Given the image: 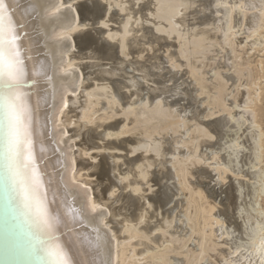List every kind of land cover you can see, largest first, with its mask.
<instances>
[{
    "label": "bare ground",
    "instance_id": "obj_1",
    "mask_svg": "<svg viewBox=\"0 0 264 264\" xmlns=\"http://www.w3.org/2000/svg\"><path fill=\"white\" fill-rule=\"evenodd\" d=\"M82 1L31 0V3L38 7L32 19L26 22L27 36L23 41L25 55L30 57L27 62L30 75L26 90L29 92L32 109L34 152L44 186L48 191V201L51 203L54 198L56 200V203L51 204L53 215L61 214L62 217L57 232L62 243L72 249L76 260L87 261L89 264L94 259H110L111 264H200L203 261L207 262L206 253L217 250L221 242L227 247L222 264H264V206L262 205L264 132L260 125L261 110L255 109L262 88L259 86L254 93L245 90L246 93L241 101L232 99V89L238 87V84L245 80H243L245 76L242 75L244 71L241 68L237 69V74L230 72L233 61L231 56L235 53L234 46L238 37H243L239 44L241 49L249 47V51H254L262 48L261 52L264 51V37L261 34L264 30V0H196L195 2L149 0L142 6L140 15L138 10L130 12L124 8L121 5L122 2L124 3L123 0H114L115 2L93 0L92 4L89 3L90 6ZM25 3L27 4L28 0H25ZM198 6L200 9L203 8L199 11ZM113 7H118L121 12L128 11L125 15H119L123 20H120L119 24L122 25L117 31L99 28L95 33L93 30V33L91 32L87 37L84 32L73 31L83 24L92 25L93 22L96 27L106 25L110 22ZM101 10L103 16L98 19ZM146 11L149 12L148 15ZM205 11L210 17L206 14L201 16ZM192 12L195 19H200L201 22L191 26L187 16L190 17ZM132 15H139L134 19L137 20L136 23L147 20L148 24L151 22L148 17L154 18L152 20L154 26L148 24L152 27L145 29L147 34L142 39L128 37L135 31ZM183 16L185 18H182ZM177 24H179L178 28ZM199 24L210 25L214 33L197 30ZM117 37H119L117 43L111 45L110 41ZM169 40H174V43H169ZM140 41L149 46L158 42L160 44L161 41L165 42L166 63L169 65V71L176 77V82L177 75L180 79V69L184 66L188 67L185 68L187 70L185 74L189 82L181 78L183 83H177V86L181 91L182 84L193 87L187 88L190 93L189 108L185 106V110L180 111L174 103L157 105L151 102L149 97L146 98L147 96L144 105L132 102L120 103L119 98L127 97L129 89L139 87L140 82L137 81L138 85L133 86L132 81L137 78L135 76L132 78L130 75L131 78L128 80L124 66L119 68V62V67L116 68L123 69L124 72L121 74L117 69L119 74L115 73L116 71L110 72L111 77L108 76L109 74L108 77L106 76L109 71L106 74L103 72L105 80H110V83L100 85L98 81L99 85L87 86L86 82L89 80L85 71L88 69L87 64L85 66V63L79 61L76 49L82 54L84 52V55L91 56L92 45L95 44L96 47L103 48L104 60L118 61L120 55L127 57L128 47L132 48V53H142L143 49L134 47ZM216 49L219 53L215 56L219 61L213 59L215 61L211 64L209 72L219 76L218 79H221L223 84L216 85L212 102L208 105L215 108V111L210 109V112L220 111L219 115H223L219 118L218 127L211 128V133L205 128L198 127L197 123L188 125L185 122V115L188 109H194L198 105L196 93L199 95L205 93L204 78L206 77L203 78L201 65L194 64V61L198 57L202 60L208 59L209 54ZM170 58L176 61L174 66L170 63ZM213 60L211 58V61ZM215 63H219L220 67ZM259 63L262 66L263 62ZM160 64L161 62L156 65ZM95 65L91 66L95 68ZM33 72L36 74L32 75ZM143 72L147 73V69H143ZM154 72L157 76L165 75L163 72ZM113 96L117 97L116 100H113ZM82 97L83 100L85 99L83 101L85 104L81 103ZM92 97L95 99H90ZM97 105L99 107L94 108ZM137 107H140L139 115L143 120L141 137H135L136 140L120 138L131 131L126 122L128 119L130 121V116L135 114ZM77 108H80V112H76ZM99 112H103L102 116L104 115L102 122L94 125L95 127L90 126L95 123V114ZM72 113H75V116H71ZM119 114L124 115L127 121H111ZM131 120L132 123L137 122L136 118ZM83 128H87L86 132L82 131ZM161 132L166 134L164 138L166 143L164 139L163 142H154L155 139L152 138L160 135ZM192 132L197 134L196 137L194 136L195 140H188L193 143V149L186 146L187 152L183 153L180 147L181 145L184 147L187 138L192 137ZM212 134H217L221 138L218 143L216 141L217 147L211 149L206 147L205 152L200 151L198 138H213ZM169 136L170 138H167ZM157 137L156 141H158ZM81 138L84 143L79 141ZM99 141H103V144ZM95 149L108 152L126 151L134 155L144 149L145 153L150 154L152 151L153 155L129 158L112 153L107 156L109 158L101 159L100 164H95L96 162L85 164V156L92 155L95 158L100 156L97 155L98 153H90ZM117 158L124 160L118 163L115 162ZM145 160L149 166L158 168L154 169L151 177L148 176V182H153L158 188L151 197L150 194L148 196L143 194L146 175L151 173L147 171L145 176L141 175V163L143 166ZM153 161H155L154 165ZM188 161L193 165L197 164L200 169L203 165L206 164L207 167L210 164L211 168L208 167V171L216 179H214L215 185L229 184L227 207H223V204L218 202L221 199L215 200L216 197H213L214 200L208 199L205 191L199 189V186L198 190L190 189L188 181L189 186L186 183ZM92 177H97V180ZM137 188L140 189L139 193L136 192ZM113 191L116 193L115 196L111 195ZM186 191H189L190 197L183 202L179 197L185 196ZM72 193H75V196L71 195ZM89 197L113 212V216L109 219L114 224L112 231L116 235L111 240L110 250H104L100 254L89 249L87 242L83 240L88 233L82 225L74 221L71 216H63L70 206H77L78 209L79 202L86 201ZM147 198L149 207L144 203ZM117 201H121L122 206L116 211L112 210L111 208H114L111 207L112 202L114 205ZM167 206L169 209L165 211L166 216L165 213V217L162 215L163 223L158 219L159 222L161 221L159 224H150L155 216L153 213L165 210ZM147 207L158 211L152 210L153 213L150 211L151 216H148ZM228 211L236 222L234 226L224 217ZM142 217L145 223L140 225L139 220ZM165 224L170 226V229L168 228L170 238L167 237V233L166 237L164 233L161 234ZM37 234V228L26 215L19 197L11 193L6 183L3 140L0 136V264H43L41 256L34 253ZM194 235H197V238ZM194 239L197 240V251L189 250L187 253H179V249H177L178 253L176 250L169 251L173 242H179L180 249H184ZM74 240L78 243L73 244ZM81 243L84 251H77ZM208 264L212 263L208 262Z\"/></svg>",
    "mask_w": 264,
    "mask_h": 264
},
{
    "label": "snow or ice",
    "instance_id": "obj_2",
    "mask_svg": "<svg viewBox=\"0 0 264 264\" xmlns=\"http://www.w3.org/2000/svg\"><path fill=\"white\" fill-rule=\"evenodd\" d=\"M36 7L38 5L32 4L31 0L27 4L25 0H0V136L3 140L6 183L11 193L19 197L26 215L37 228L34 253L41 256L43 264H89L87 261L76 260L72 249L62 243L57 235L62 217L61 214L53 215L51 204L56 203V200L54 198L51 203L48 201V191L35 157L32 109L29 92L26 90L30 75L27 62L30 57L25 55L23 41L27 36L26 22L32 19ZM102 16L103 10L98 19ZM94 28L95 22L92 25L83 24L73 31L84 32L87 37ZM92 54L97 60L105 59L103 48L95 44L92 45ZM170 63L174 66L176 61L170 58ZM154 68L156 72L162 71L165 75L157 76ZM137 69L139 75L132 84L135 86L139 81V90L130 88L127 97L119 98L120 103L144 105L147 96L157 105L174 103L177 109L182 110L184 92L177 86L176 77L169 71L168 64L157 66L153 57H147L145 63L138 65ZM143 69H147V75ZM124 71H128L127 66ZM116 98L113 96V100ZM146 172V168L141 169L142 176ZM136 192L139 193L140 189L137 188ZM71 195L75 196V193ZM111 195L115 196V191ZM63 216H71L82 225L88 233L83 240L94 253L110 250L111 240L116 233L112 231L114 224L109 219L113 212L108 207L89 197L79 202L78 209L77 206H70ZM144 223L145 219L140 218L139 224ZM72 243L78 242L74 240ZM77 251H84L82 243ZM91 264H111V260L94 259Z\"/></svg>",
    "mask_w": 264,
    "mask_h": 264
},
{
    "label": "rangeland",
    "instance_id": "obj_3",
    "mask_svg": "<svg viewBox=\"0 0 264 264\" xmlns=\"http://www.w3.org/2000/svg\"><path fill=\"white\" fill-rule=\"evenodd\" d=\"M82 1V0H81ZM84 2H85V4H86V2L88 3V4H86V5H91L93 2V0H83ZM82 1V2H83ZM90 1V2H89ZM95 1V0H94ZM111 1V0H110ZM114 0H112L111 2H113ZM120 1H122V0H120ZM124 1V3L122 2H120L121 3V5L124 7V8H126V9H128V11H137L138 10V12L141 10V8H142V6H144L149 0H140V1H138V0H123ZM134 1V2H133ZM136 1H137V3H136ZM188 2H195L196 0H187ZM81 2V3H82ZM115 2V1H114ZM127 2V3H126ZM89 3H91V4H89ZM105 3V2H104ZM126 3V4H125ZM135 3H136V7H135ZM139 3V4H138ZM142 3V4H141ZM133 4V5H132ZM141 4V5H140ZM133 6V7H132ZM140 6V7H139ZM129 7V8H128ZM199 7V6H198ZM132 8V9H131ZM203 8V7H202ZM201 8V9H202ZM200 9V7L199 8H197V10H199ZM200 9V10H201ZM199 10V11H200ZM112 11L113 12H111V15H110V22H107V27H104V26H95V28H94V33L96 32L95 30L96 29H99V28H101V29H103V30H109V31H112V32H114L115 30L117 31L119 28H120V26L122 25V23L121 24H119V22H121L122 20H123V18H122V16H119V15H125L127 12H121L120 11V9L118 8V7H113V9H112ZM118 11H120V12H118ZM145 13V12H144ZM187 13H189V12H187ZM207 12L205 11L204 13H202V15L201 16H203V14L205 15ZM139 15L141 14V12H139L138 13ZM146 14L148 15L149 14V12L148 11H146ZM192 15H190V17L189 16H187V19H189L190 21V23H191V26H192V24H195L196 22L197 23H200L201 21H199L200 19H198V20H196L195 19V15H194V12H192L191 13ZM119 17V18H117V16ZM139 15H132V22H134L133 23V27H134V29H135V31H133L128 37H130V38H138V39H142V38H144L145 36H146V32H145V29L147 28V27H152L151 25H153L154 26V22H152V20H154V18L153 17H151V16H149L148 18L149 19H151V20H149V22L150 23H148V24H151V25H148L147 24V20H144V21H139L138 23H136V21L134 20L135 19V17H139ZM183 15H185V14H183ZM194 15V16H193ZM200 16V17H201ZM206 16H208V17H210V14L208 13V14H206ZM151 17V18H150ZM189 17V18H188ZM117 18V19H116ZM182 18H185V16H183ZM122 19V20H121ZM194 19V20H193ZM121 20V21H120ZM113 21V22H112ZM145 24H144V23ZM194 22V23H193ZM136 23V24H135ZM196 23V24H197ZM119 24V25H118ZM134 24H135V26H134ZM140 24V25H139ZM144 24V25H143ZM147 24V25H146ZM142 25V26H141ZM107 28V29H106ZM198 29L197 30H206V31H209V33H211V34H213L214 33V31L212 32V27L210 26V25H200L199 24V27H197ZM142 29V30H141ZM141 30V31H140ZM92 33H93V31H92ZM261 34H262V36L264 37V30H262V32H261ZM119 37H117V38H115L114 40H112V41H110V44L111 45H115L117 42H116V40L118 39ZM242 36L239 38L238 37V39L235 41V46H234V49H235V53H233V55L231 56V58H232V63H231V68H230V72H231V74L233 73V74H237L236 72H237V69H239V68H241V70H243L244 72H243V76H245V77H243V82L241 83V84H238L239 86L238 87H235V88H233L232 89V96H231V98L232 99H235V100H239V101H241L242 99H243V97H244V94L246 93L245 92V90L247 91V90H250V92H252V93H254V90L255 89H258L259 88V86H260V88H262V89H260V97H259V100H258V102L256 101V107H255V109H258V110H261V118H260V125H261V127H262V129H263V132H264V68H262V67H264V51L263 52H261V50H262V48H257L256 50H254V51H249V47H247V48H244V49H241L240 47H239V44H240V42H242ZM104 41V40H103ZM102 42V41H101ZM142 42L143 41H140V43L139 44H137L136 46H134L136 49H143L144 51L141 53H132L131 52V49H130V47H128L127 49V53H128V55H127V57L126 56H119L118 58H117V60L118 61H116V59L115 60H97L92 54H90L91 56H93V57H91V56H89V54L88 55H84V52H83V54H82V52H80V50L79 49H76L75 51H76V55H78L77 57H79L80 59H79V61H81V63H85L84 65L86 66V64H87V68L88 69H86L85 71H86V78H88L89 80L86 82V84H87V86H92V85H99L100 83V85H104L106 82L107 83H110L111 81L110 80H105V76H103L104 74H103V72L106 74L108 71V73L106 74V76L108 75L109 77H111L112 75L110 74V72H115V73H117V74H121L122 72H124V71H122V70H120L119 68H122V66H126L125 64H128L127 65V68H128V71L127 72H125V74L127 75V79L129 80V78H131V76L130 75H132V78L135 76L136 78H137V76L139 75V71H138V69L136 68L137 67V65L139 64H143V63H145V60L147 59V57H153L154 58V61H156V62H158V63H156V64H159L160 62L161 63H166V59H165V55H166V49L167 48H165L166 46H164V43L165 42H162L161 41V43L159 44V42L158 43H154L153 45H148V44H145V42H143V44H142ZM169 43L171 42V43H174V40H169L168 41ZM105 43H106V41H105ZM163 43V44H162ZM174 49V48H173ZM241 50V51H240ZM239 51V52H238ZM260 51V52H259ZM251 52V53H250ZM80 53V54H79ZM217 53H219V51H217V49H216V51L215 52H212V53H210L209 54V56H208V59H205V60H202V59H199V57L198 58H196L197 60H193L194 61V64H198V65H201V72L203 73V78L204 77H206V78H204V85H205V93H203L202 95H199V93L197 94L196 93V95H195V97L197 98L196 100H197V104L199 105H197L196 107L198 108H194V109H191V110H189L188 108H189V106H190V104H189V98L188 97H190V96H188V95H190V93H189V91H188V89L187 88H190L189 86H188V84H182V91L183 92H185V91H187L188 93H186L185 92V94H184V96L182 97V100H183V104H182V110H185V108L188 106V113L186 112V115H185V117H186V120H185V122L188 124V125H191V124H193V123H197V126L198 127H202V128H205V129H207L209 132H211V128L212 127H218V122H219V118H221L222 117V115H219L220 114V111L218 112V111H216L215 113H214V111H215V108H213L212 106H209L208 104H210L211 102H212V98H213V93H214V88L216 87V85H218V84H223L222 83V81H221V79H218L219 78V76H215L212 72H209L210 71V66H211V64L215 61V60H213V59H217V56H215V55H217ZM242 53V54H241ZM164 55V56H163ZM160 56H162V57H160ZM240 56V57H239ZM262 56V57H261ZM85 57H89V58H85ZM91 57V58H90ZM137 57V58H136ZM141 57H146L145 59H141ZM157 57V58H156ZM158 57H159V59H158ZM83 58V59H82ZM93 58V59H92ZM129 58V59H128ZM211 58H212V60L213 61H211ZM96 59V60H95ZM239 59V60H238ZM261 59V60H260ZM218 60V59H217ZM259 60V62H263L262 63V66H260L259 64V62H257ZM93 61V62H92ZM112 63H111V62ZM125 61V62H124ZM129 61H131V62H129ZM138 61V62H137ZM142 61H144V62H142ZM202 61V62H201ZM219 61V60H218ZM217 61V62H218ZM95 62V63H94ZM104 62V63H103ZM113 62H115V63H113ZM120 63V65H119V63ZM136 64H135V63ZM149 62V64H151V61H148ZM196 62H198V63H196ZM221 62V61H220ZM219 62V63H220ZM238 62V63H237ZM111 63V64H110ZM116 63H117V65H116ZM123 63H125L124 65H123ZM203 63V64H202ZM219 63H217L219 66L218 67H220V64ZM95 65V64H97V65H95V68L94 67H92L91 65ZM100 64H102L101 66H100ZM105 64V65H104ZM107 64V65H106ZM110 64V65H109ZM122 64V65H121ZM167 64V63H166ZM216 64V63H215ZM216 64V65H217ZM89 65V66H88ZM111 65H113V66H115V67H113V66H111ZM120 67H119V66ZM203 65V66H202ZM238 65V66H237ZM243 65V66H242ZM119 67V68H116V67ZM260 66V67H259ZM90 67V68H89ZM91 67L94 69H91ZM100 67V68H99ZM123 67V68H124ZM131 67V68H130ZM237 67V68H236ZM260 69H259V68ZM114 68V69H113ZM136 68V71L134 70ZM185 68H187L188 69V67H186V66H184V67H182L181 69H180V73L181 74H179V77H180V79L182 78L184 81L185 80H187L188 82H189V80H188V76L185 74L186 73V69ZM106 69V70H105ZM109 69V70H108ZM118 70V72H117V70ZM219 69V68H218ZM101 70V71H100ZM134 70V71H133ZM92 71V72H91ZM99 71H100V73H99ZM106 71V72H105ZM153 71H155V70H153ZM208 71V72H207ZM97 72H98V74H97ZM160 72H162V71H160ZM208 74H207V73ZM261 72V73H260ZM102 73V74H101ZM246 73V74H245ZM97 74V75H96ZM144 74L145 75H147V73H145L144 72ZM97 77H96V76ZM99 75V76H98ZM125 75V76H126ZM129 75V76H128ZM103 76V77H102ZM107 76V77H108ZM186 77V78H185ZM215 77V78H214ZM217 77V78H216ZM262 77V78H261ZM100 78H101V80H100ZM103 78H104V80H103ZM259 78V79H258ZM98 79V80H97ZM179 78H178V75H177V82H176V84L178 83V84H181V83H183L182 81V79L180 80ZM261 79H263V80H261ZM97 80V81H96ZM127 80V81H128ZM100 83H99V82ZM104 82L103 84H102V82ZM109 81V82H108ZM260 83H259V82ZM130 82V81H129ZM253 84H252V83ZM261 82H262V84H261ZM139 83V82H138ZM213 84V85H212ZM243 84V86H241ZM260 84V85H259ZM138 85V84H137ZM255 85H257V87L255 86ZM255 86V87H254ZM243 87H246V88H243ZM251 87V88H250ZM131 88H133V87H131ZM193 87H191L190 89H192ZM108 89V88H107ZM107 89H104V90H107ZM134 89L135 90H139V87H134ZM187 89V90H186ZM238 89V90H237ZM229 93V92H228ZM82 96H84V95H82ZM206 96V97H205ZM146 97V96H145ZM83 98L84 97H82V99H81V103H83V104H85V102H83L84 100H83ZM146 98H148V97H146ZM90 99H92V100H94L93 99V97L92 98H90ZM261 99V100H260ZM149 101V100H148ZM201 102H203L204 104H201ZM191 103V102H190ZM189 104V105H188ZM202 106H201V105ZM186 106V107H185ZM99 106L97 105V106H94V108H98ZM185 107V108H184ZM209 107V108H208ZM212 107V108H211ZM140 107H137V109L135 110V114H133L132 116H130L129 118H130V121H129V119H128V122H126L127 120H126V117L124 116V115H121V114H119L118 116H115L111 121H124V122H126L127 124H128V127H130L131 128V131L128 133V134H125V135H122V136H120V138H122L123 137V139H132V138H134L135 139V137L137 138H140L141 137V131H142V126H143V124H141L142 123V119H141V117H140V109H139ZM80 108H77V111L76 112H80V110H79ZM210 109H212V110H214L213 112H210ZM76 110V109H75ZM182 110H180V111H182ZM211 110V111H212ZM216 110H218V108L216 109ZM213 113V114H212ZM74 114V115H73ZM102 114H103V112H99V113H96L95 115V123L94 124H92V125H90V126H93V127H95L96 126V124L97 123H99V122H102V118H104V115L102 116ZM212 115H213V117H214V119H213V117H212ZM215 115V116H214ZM219 116V117H217V116ZM71 116H75V113H72L71 114ZM204 116H206V118L204 117ZM221 116V117H220ZM210 117V118H209ZM136 118V121L137 122H134V123H132V120L131 119H135ZM209 118V119H208ZM218 118V119H217ZM74 119H76V118H74ZM73 119V120H74ZM141 119V120H140ZM217 119V120H216ZM204 120V121H203ZM106 122V121H105ZM95 125V126H94ZM73 126H75V125H73ZM72 126V127H73ZM79 126V125H78ZM82 126H84V125H82ZM76 127V126H75ZM85 127V126H84ZM86 129L87 128H83V132H86ZM101 130V129H100ZM212 133V132H211ZM162 134V135H161ZM161 134L160 135H155L156 137H157V139H158V141H156V137L154 136V138H152L153 140L155 139V141L154 142H159V141H164L165 140V143H166V139H164L165 137H166V134H164V133H162L161 132ZM213 135V138H206V137H200V138H198V141H199V146H200V151H202V152H205L206 150V147H208V149H211V148H216L217 146V143L221 140V138L217 135V134H212ZM191 138L190 139H188L187 138V140H186V142H185V144H184V147H183V145H181V149H182V151H183V153L185 152H187V148H190V149H193V143L192 142H190L191 140H195L196 138V136H197V134L196 133H191ZM195 136V137H194ZM85 136H83V139L85 140V138H84ZM119 138V137H118ZM167 138H170V136L169 137H167ZM216 138V139H215ZM83 139L81 138L79 141H82L81 143H84L85 141H83ZM115 139V138H114ZM164 139V140H163ZM136 140V139H135ZM188 140H190V141H188ZM216 141H217V143H216ZM99 143L100 144H103V141H99ZM188 143H191V144H188ZM215 144V145H214ZM85 145V144H84ZM186 146H187V148H186ZM184 148V149H183ZM101 151V152H100ZM152 152V151H151ZM150 152V154H149V152L146 154L145 153V150L144 149H142V150H140L139 151V153L137 152L135 155L134 154H129V152H126V151H122V152H120V151H117V150H113V151H111L110 150V152H108V151H103V150H99V149H95V150H92L90 153L91 154H97V155H100V156H98L97 158H95L94 156H85V161H84V163L85 164H90V163H95V164H100L101 163V161L103 160V158L104 157H106V158H109V157H107V156H109V154H112V153H114V154H117V155H120V156H127V157H129V158H133V157H136V156H140L141 155V157H147L148 155V157H150L151 155H153V153H151ZM119 153V154H118ZM91 158V159H90ZM92 158H94V159H92ZM102 159V160H101ZM116 159V158H115ZM89 160H90V162H89ZM122 160H124V158H117V161L115 160V162H122ZM151 161H152V159H151ZM87 162V163H86ZM146 162V163H145ZM211 163V162H210ZM145 164V165H144ZM144 164H143V166H142V163H141V167H140V169H142V168H146V169H148L147 171L148 172H151V173H149V174H147L146 175V184H145V186L143 187L144 188V195H149V197H151V196H153L154 195V193L158 190V188H157V186H155L154 185V183L152 182H148V176H150L151 177V174H152V172L153 171H155V170H157L158 168H156L155 166L153 167L152 165L151 166H149L148 164H147V160H145L144 161ZM203 165V164H202ZM145 166V167H144ZM206 166V164L205 165H203V168L202 169H200L199 168V166L197 165V164H195V165H193L191 162H187L186 163V168H187V176H186V183H187V181H188V183L190 184V186H189V184L187 183V185L189 186V187H191L190 189H197L198 190V186H199V189H203L204 191H205V193H206V196H207V198L208 199H210V200H214V198H215V200H217V198H218V200L219 199H221V200H219L218 202H220L221 203V205L223 204V207L225 206V207H227L226 205H227V203H228V199H229V190H228V185L229 184H227L226 186L225 185H215V183H214V176L213 175H211L210 174V172L208 171L209 170V168H211L210 166V164H209V166L207 165V167H205ZM148 167H150V169L148 168ZM209 167V168H208ZM156 168V169H155ZM155 169V170H154ZM190 169V170H189ZM83 173H87V172H85V171H83ZM90 173H92L91 171H90ZM190 173V174H189ZM208 173V174H207ZM201 174V175H200ZM212 177H211V176ZM91 178V177H90ZM89 178V179H90ZM113 178V180L115 179V177L113 176L112 177ZM92 179H94V180H97V177H92ZM189 179V180H188ZM216 180V179H215ZM175 182V181H174ZM148 183V184H147ZM176 183V182H175ZM200 184V185H199ZM214 185V186H213ZM176 186H178L177 184H176ZM209 186V187H208ZM217 186V187H216ZM224 186V187H223ZM150 187H153V188H150ZM219 187V188H218ZM221 187H222V189H221ZM173 188V187H172ZM218 188V189H217ZM224 188V189H223ZM148 189V190H147ZM95 190H97V187H95ZM155 190V191H154ZM148 191V192H147ZM220 191V192H219ZM147 192V193H146ZM153 192V193H152ZM187 192V193H186ZM185 192V196H180L179 198H180V200H181V198H182V200H183V202H186V200L190 197L189 195H190V193H189V191H186ZM217 192H218V194H217ZM214 194H215V196H214ZM221 196V197H220ZM214 197V198H213ZM211 198H213V199H211ZM181 200V201H182ZM148 198L144 201V203L146 204V206H148ZM118 202V201H117ZM117 202H115V203H117ZM114 203V205H113V202H112V205H111V207H114V208H111L112 210H118V209H120V207L122 206V203H121V201H119L117 204H115ZM142 203H143V201H142ZM118 205V206H117ZM262 205L264 206V201L262 202ZM116 206V207H115ZM149 207V206H148ZM147 207V208H148ZM169 207H170V205H169ZM151 209V210H150ZM165 210H155V208H148V210H149V215L148 216H151V212L153 213V211H156L157 213H153V215H155V216H153V218H152V220H151V223L150 224H152V225H154V223H155V225L156 224H159L161 221V223H163V220H164V218L162 217V215L164 216V213H165V211H166V209H169L168 208V206L166 207V208H164ZM153 210V211H152ZM151 211V212H150ZM164 211V212H163ZM132 212V211H131ZM163 212V213H162ZM124 213V212H123ZM161 213V214H160ZM125 215H126V213H124ZM158 214V215H157ZM226 214V216H224L225 218H227L226 220H227V222H232L233 224H232V226H234V224L236 223V222H234L233 221V219H232V216L230 215L231 213H229V211L228 212H226L225 213ZM165 216H166V213H165ZM164 216V217H165ZM155 217V218H154ZM158 217V218H157ZM162 217V218H161ZM156 218H157V220H156ZM230 218V219H229ZM158 219H160L161 221L159 222V220ZM120 220H122V218H120ZM147 220V219H146ZM229 220V221H228ZM155 221V222H154ZM157 221H158V223H157ZM149 222V221H148ZM147 222V223H148ZM149 224V223H148ZM116 225V224H115ZM118 226V228H120V226L119 225H117ZM116 226V227H117ZM165 227H163L164 229L165 228H167L166 230H164L163 229V231H165V232H161V234L162 233H164V236L166 237L167 236V234H168V238H170V234L168 233V230L170 229L169 227V225L168 224H165L164 225ZM167 226V227H166ZM169 228V229H168ZM167 233V234H166ZM159 234H160V232H159ZM195 236V235H194ZM195 238H197V235L195 236ZM214 240V239H213ZM177 243V244H176ZM174 244H176V245H174ZM190 244V246H188ZM197 240L196 239H194L191 243H188V245H187V247L186 248H188V249H186V248H184V249H180V243L179 242H173V246L176 248V249H173L174 247L173 246H171L170 248V250L169 251H174L175 252V250H176V252L178 253V251H179V253L181 252V253H187L189 250H193V251H197L198 250V247H197ZM178 245H179V247H178ZM195 246H196V248H195ZM173 247V248H172ZM190 247V248H189ZM196 250H195V249ZM177 249H179L178 251H177ZM220 249H222L221 251H220ZM224 249V250H223ZM186 250V251H185ZM227 250V247L225 246V245H223V243L221 242V243H219V246H217V250H215V251H208L207 253H206V255H205V260H207V262H205V261H203V262H201L200 264H208V262H211L212 264H222V259H223V255H225V251ZM182 251H185V252H182ZM218 253V254H217ZM222 253V254H221ZM173 255V254H172Z\"/></svg>",
    "mask_w": 264,
    "mask_h": 264
}]
</instances>
